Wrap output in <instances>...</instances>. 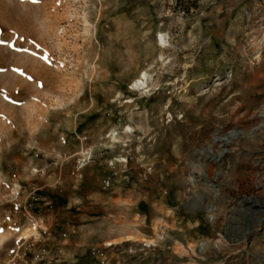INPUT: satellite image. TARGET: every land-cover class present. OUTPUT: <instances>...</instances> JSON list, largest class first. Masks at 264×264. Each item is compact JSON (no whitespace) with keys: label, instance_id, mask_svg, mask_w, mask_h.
<instances>
[{"label":"rangeland","instance_id":"obj_1","mask_svg":"<svg viewBox=\"0 0 264 264\" xmlns=\"http://www.w3.org/2000/svg\"><path fill=\"white\" fill-rule=\"evenodd\" d=\"M0 264H264V0H0Z\"/></svg>","mask_w":264,"mask_h":264},{"label":"trees","instance_id":"obj_2","mask_svg":"<svg viewBox=\"0 0 264 264\" xmlns=\"http://www.w3.org/2000/svg\"><path fill=\"white\" fill-rule=\"evenodd\" d=\"M201 0H176L179 9L184 13L191 14L195 13L200 6Z\"/></svg>","mask_w":264,"mask_h":264},{"label":"bare ground","instance_id":"obj_3","mask_svg":"<svg viewBox=\"0 0 264 264\" xmlns=\"http://www.w3.org/2000/svg\"><path fill=\"white\" fill-rule=\"evenodd\" d=\"M146 78H147V75L144 74L143 77H140L139 79H137L135 81V83H134V87L140 88V87L144 86L145 85V79ZM27 238H28V236H27Z\"/></svg>","mask_w":264,"mask_h":264}]
</instances>
